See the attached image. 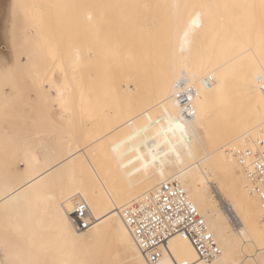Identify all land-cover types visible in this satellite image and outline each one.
Returning <instances> with one entry per match:
<instances>
[{
    "label": "bare ground",
    "instance_id": "obj_1",
    "mask_svg": "<svg viewBox=\"0 0 264 264\" xmlns=\"http://www.w3.org/2000/svg\"><path fill=\"white\" fill-rule=\"evenodd\" d=\"M42 4L48 9L53 0H30L27 17ZM20 8L17 0H0V46L11 42L8 25ZM44 8L42 22L51 14ZM82 9L83 52L75 47L65 65L108 74L127 36L129 69L137 76L131 80L135 101L130 97L128 106L135 112L103 128L85 123L89 133L81 143L72 131L75 141L59 139L52 149L40 143L27 152L17 180L0 183V216L21 214L16 238L28 259L23 263L148 264L122 209L146 201L163 183L178 182L221 252L212 262L202 261L188 239L174 236L156 264H262L264 205L248 174L251 164L242 166L235 153L263 149L264 0H83ZM6 59L0 51V64ZM141 74L151 77L144 91ZM207 77L212 84H205ZM177 81L196 90L193 117L183 116L173 95ZM53 94L44 91L42 98L57 104L55 117L65 119L69 89L58 87ZM177 117L187 133L183 139L168 130ZM212 187L227 204L220 205ZM79 200L93 218L83 231L72 220ZM51 233L49 257H32L26 241ZM40 241H33L34 249Z\"/></svg>",
    "mask_w": 264,
    "mask_h": 264
},
{
    "label": "rangeland",
    "instance_id": "obj_2",
    "mask_svg": "<svg viewBox=\"0 0 264 264\" xmlns=\"http://www.w3.org/2000/svg\"><path fill=\"white\" fill-rule=\"evenodd\" d=\"M29 1L17 0L19 5L21 3V8L17 9L16 16L18 17L14 19V22L11 20L8 25L11 30H7V35H12V33L14 37L19 35L17 41H15L16 37L12 38L9 35L11 42L0 46V51L6 53L7 57L0 64V183L14 180V177L13 182H15L27 152L36 150L41 144L52 149L59 139L75 141L72 134L76 140L81 137L77 142L81 143L89 133L86 124L95 122L98 128H103L122 122L135 112H133L134 107L128 106L131 98L133 102L135 101L132 96L136 95L133 93L135 86L132 85V82L135 83L137 80L136 74L130 73V59H127L130 49L129 38L125 36V41L120 46L121 54H118V57L125 56L124 59L120 56L119 60H115L118 63L114 62L115 66H111L110 74H85L80 69L72 71L65 64L75 47L79 45L80 52H83L81 45L85 27L83 0H53L52 7L50 5L48 9L42 4L44 5L42 8L45 7L44 9L48 10L46 12L51 11V14L49 12L50 17L49 15L45 17L48 13L44 14L47 22L44 18V21H41L42 16L38 17V14L42 13V8H39L41 13L40 10L37 14L31 12L35 15H32L34 19L31 15L32 19L27 17L30 11L27 12L28 8L26 9L25 5ZM46 3L49 2L46 1ZM24 36L26 37L23 38ZM42 38L44 39L40 42L39 40ZM13 39L15 43L12 41ZM126 45L127 47H125ZM37 62L41 63L37 64ZM122 64L127 65L126 68L129 70H126ZM116 66L118 67L116 68ZM121 66L123 70H120ZM118 71L119 74L116 73ZM144 75L141 74L140 80H143ZM132 76L135 79L133 81H131ZM145 76L144 79H146L143 80V83L142 80L139 81L142 83L140 85L145 82V86L140 88L141 91H144L147 82L151 81L149 74ZM58 87L69 89V103L65 111L68 117H66L67 119L63 118L64 120L56 118L54 115L57 104H54L50 99L44 101L42 98V92L45 91L46 94L53 96ZM61 130H64L66 134H64L65 132L60 133ZM212 192L220 205L227 204L214 187H212ZM42 207L43 205L39 204L36 208L41 209ZM21 220L20 213H4L0 216V264H24L23 261L28 260L20 254L23 245L19 241V234L16 233V230L21 228ZM37 240L41 241L36 244L37 248L34 249L33 241ZM54 240L55 235L51 233L35 236L33 241L27 240L25 245L32 252V257H40L44 253V256L48 258L47 253L55 245L50 242H54Z\"/></svg>",
    "mask_w": 264,
    "mask_h": 264
},
{
    "label": "built area",
    "instance_id": "obj_3",
    "mask_svg": "<svg viewBox=\"0 0 264 264\" xmlns=\"http://www.w3.org/2000/svg\"><path fill=\"white\" fill-rule=\"evenodd\" d=\"M204 82L210 85L212 79L207 77ZM195 97L193 86L181 84L177 88L176 99L184 117L194 116ZM260 145L262 151H237L235 157L244 167L251 164L248 174L255 181V190L264 205V189L261 186L264 181V143ZM121 215L148 264L159 261L163 249L174 236L188 239L202 261L212 262L220 255V248L205 218L178 182L161 184L149 199L123 208ZM72 220L78 231L91 226L93 218L84 201L75 204Z\"/></svg>",
    "mask_w": 264,
    "mask_h": 264
},
{
    "label": "snow or ice",
    "instance_id": "obj_4",
    "mask_svg": "<svg viewBox=\"0 0 264 264\" xmlns=\"http://www.w3.org/2000/svg\"><path fill=\"white\" fill-rule=\"evenodd\" d=\"M261 78L264 79V74H261ZM176 86H179V81L176 82ZM174 97L176 96V93L174 92ZM189 99H191V97H189ZM178 103V101H177ZM181 117H177L176 119H170L169 120V129L170 131H178L179 133H181V139H183V136L186 135V131L184 128L183 123L181 122ZM193 211H195V209H193Z\"/></svg>",
    "mask_w": 264,
    "mask_h": 264
}]
</instances>
